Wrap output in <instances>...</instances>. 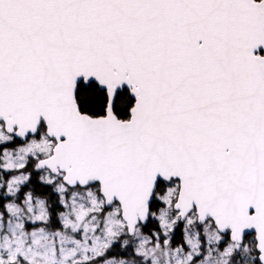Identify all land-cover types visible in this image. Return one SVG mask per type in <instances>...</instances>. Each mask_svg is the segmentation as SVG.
I'll use <instances>...</instances> for the list:
<instances>
[{
  "label": "snow or ice",
  "instance_id": "obj_1",
  "mask_svg": "<svg viewBox=\"0 0 264 264\" xmlns=\"http://www.w3.org/2000/svg\"><path fill=\"white\" fill-rule=\"evenodd\" d=\"M0 264H264V0H0Z\"/></svg>",
  "mask_w": 264,
  "mask_h": 264
}]
</instances>
